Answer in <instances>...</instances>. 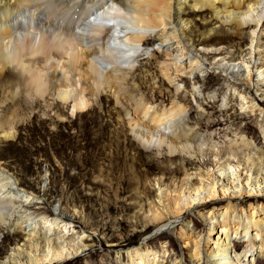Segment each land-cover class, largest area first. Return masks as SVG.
<instances>
[{
    "label": "bare ground",
    "instance_id": "1",
    "mask_svg": "<svg viewBox=\"0 0 264 264\" xmlns=\"http://www.w3.org/2000/svg\"><path fill=\"white\" fill-rule=\"evenodd\" d=\"M105 1L0 0V239L11 246L1 254L0 264H64L86 258L102 241L116 248L118 262L125 264L122 238L109 231L105 218L101 224L94 222L78 203L65 199L64 192L51 202L56 183L52 170L34 186L9 163L6 152L24 143V121L8 118L12 110L42 112L58 130L56 120L70 124L69 118L103 108V98L113 99L124 113L120 126H127L131 136L125 142L138 148L128 155L127 145L118 140L125 133L118 131L116 142L102 146L108 168L97 171L104 183L115 182L109 187L118 201L127 193L120 192L127 168L135 185L131 191L139 197L133 203L130 239L138 237L141 242L125 250L127 262L258 264L264 257V206L258 203V198L264 200V0ZM188 7L193 12L186 15ZM208 14L211 17L202 26L191 19ZM154 38L156 48H149ZM153 54L161 73L159 91L177 107L161 116L146 109L144 116L159 132L133 114L120 96L140 57ZM207 77L217 82L209 84ZM207 98L219 99L228 118L236 112L238 122L228 126L233 138L220 144L216 137L203 134L192 137L194 143L161 133L178 136L177 119L184 121L185 105L191 101L200 116H210ZM234 100L238 108L228 104ZM250 115H256L259 140L247 130L253 122L244 123ZM77 146L79 153L84 150ZM141 151L160 165L151 178L139 177ZM175 163L166 176L164 167ZM206 204L210 209L203 213ZM8 211L15 232L4 231L10 224L4 217ZM41 212H51L53 218L44 220ZM122 213L120 209L114 218L115 230L121 228ZM192 216L199 218L202 230L189 222ZM178 230L189 260L150 247L155 238ZM12 233L20 238L14 240Z\"/></svg>",
    "mask_w": 264,
    "mask_h": 264
},
{
    "label": "rangeland",
    "instance_id": "2",
    "mask_svg": "<svg viewBox=\"0 0 264 264\" xmlns=\"http://www.w3.org/2000/svg\"><path fill=\"white\" fill-rule=\"evenodd\" d=\"M83 1H85L84 3L87 4V0ZM107 2L110 1L106 0L104 3ZM100 6L97 5V7ZM80 8L84 10L86 7ZM192 12L193 10L189 7L185 10L186 15H189ZM210 17L211 15L209 14L208 17L207 15L206 17L204 15H200L199 17L194 15L191 17V19H194L198 25L202 26L209 20ZM109 37L110 30L107 29L103 34V38L107 42ZM149 41H151L149 48L155 49L157 45V39L154 38L150 39ZM144 48L146 49V47ZM93 50L95 53L99 52L96 47L93 48ZM155 56H157V54H153L151 56L149 55V57H140L141 59L136 70L131 74L130 77H128V83L125 85L127 88L124 87L120 91V96L121 98L123 97L122 100L133 114L138 116L154 131L157 130L156 132H159L158 129L153 125L154 123L149 119V116H144L146 109L151 108L149 110V112L152 111L150 112L151 114L161 116L164 113L167 115L170 114L171 111H174V109L177 110V107L172 103V99L167 95V93L162 94L161 91H159L158 86L160 83L161 73L158 68L159 63L157 61V57ZM206 79L209 84L217 82L214 81L212 77H207ZM151 82L153 84H151ZM184 82L190 84L189 79L187 80V78H184ZM150 88H153V90H150ZM102 103L103 108H95L94 111H91L90 113L82 112L79 117L75 116L69 118L68 122L70 124L61 121V119H59L60 121L54 119L59 123L60 128L58 130L53 129L49 123V119L46 118L42 112L36 111L33 114H30V112H23L22 114L12 110L8 113V118H16L17 120L24 121L23 124L25 125V130L21 132L22 141L24 143L17 145L16 147L8 148L6 152L10 157L9 163L13 164L17 168L18 172L23 175L24 179L27 182L34 184V186L40 185V176H46V171L52 170L51 172L54 175L52 177L56 183L52 186V192L49 196V198H51L50 201L54 202L58 200L61 197V194L64 192V198L74 200L76 204L78 203L77 205L79 210L82 208L85 215H90L94 222L101 224L102 218H105L108 222L107 224L109 231L113 235L116 234L118 238H122L121 248L128 250L129 248L138 246L141 242L138 237H132V239H130V222L132 221L135 213V205L133 203H136L139 199L137 193L135 191H131L133 186H135L132 184V177L129 173V170L125 168V178L123 185L120 188V192L127 190V193L123 194L121 198L116 201L114 197V190L113 188L109 187L115 182H112L113 180L111 179H107L109 181L104 183L103 178L99 176L97 171L108 168V162L105 163L106 161H104L102 155L104 154V150L102 148L103 144L109 140L116 142L117 139L115 138V134L118 131L125 133V135L121 133L119 136L118 140H120L121 143H124L127 137L131 140V136L128 134L127 126H120V123L125 120V116L124 113L119 110L114 100L111 98H103ZM206 103L212 107V110L209 111L211 113L210 116H200L201 113H197L195 109L196 105L191 101L190 104L185 105V109H187L188 114L185 116L184 121L180 122V120L177 119V123L179 125L178 136L172 137V134L167 133L168 131L166 133L161 131V133L166 135L168 138H172L173 140H178L181 142L192 141V137L203 134L205 136H213V138L216 137L215 139L219 141L220 144L231 138L232 134L230 133L228 126L238 122L236 112L230 114V117L228 118L226 116L227 113H224L219 99L214 101L213 99L207 98ZM238 103L239 102L237 100H234V102H228L230 106L235 104L234 106L236 108H238ZM134 108H136L137 112H139L137 113ZM51 117L54 118L53 115ZM255 120L256 115H250L248 118L244 119V123L253 122L252 124H249L250 126H248L247 130L249 134L254 135L253 138L257 137L259 140L260 130L257 128V126H255ZM51 133L53 135H50ZM78 137H81L79 141L77 139ZM176 137L178 138L176 139ZM132 141L135 142L134 139H132ZM193 141L194 143H197L195 140ZM77 144L79 147L84 148V150L80 153L76 148ZM124 144H126V142ZM126 145L129 150L126 151L128 155L138 151L137 145L130 144L129 142ZM131 150H133V152ZM121 153L122 156H125V150H123ZM115 154L116 152L113 154V160H116V157L114 156ZM78 155L82 157L79 158ZM139 155L141 161L143 162L142 167L137 166L140 179H143L146 175L148 178H151L160 165L154 157L147 156L143 151H141ZM177 165L178 163L167 164L164 167L166 170V176L168 175L167 171L170 169H175ZM121 167L123 168V166ZM112 168L115 169V166H112ZM50 171L47 173L48 177H50ZM113 185L115 187V184ZM262 198L263 197L258 198V203L261 206H264V200H262ZM45 205H47V210L50 211L51 208L50 205H48V202H46ZM72 208L73 207H71L69 210L70 212L74 210ZM120 209L123 211L122 215L119 216V218L121 217L122 219L121 228L119 230H115L114 218L118 215ZM209 209V204H206L202 212L207 213ZM251 209V207L247 208L248 213L252 212ZM35 210L39 211L37 207ZM9 214L10 211H8V214L4 216L10 221L7 230L5 228L4 231L15 232L13 225L15 220L12 221V219L9 217ZM40 215L44 218V220H50L53 218V216L51 217V212H41ZM17 217L18 215L15 214V218ZM248 217L251 218L249 214ZM192 221L198 224V231L203 229V224L197 216H192L189 219V222ZM0 225L2 226L1 222ZM204 232L206 233V229H204ZM180 235L181 232L179 230L173 233L165 234V236L160 240L155 238L152 241V245L150 247L157 251L168 252V256L172 255L174 257H181L187 261L189 260V252L184 249V243L180 241ZM11 237H15L16 239L13 238L14 240H18L20 238L14 233L11 234ZM2 241L3 238L0 239V258L1 254L5 251H8L10 249L9 247H11L8 242H4L2 244ZM165 243H167L165 245L167 250L162 247V245ZM100 244L102 245L92 249L86 258L64 264H120L117 260L119 255L115 251L116 248L114 249V247H108L104 241H102ZM242 249L243 246L239 245L238 251L242 252ZM125 250H123L122 256L124 257L125 264H129L127 262ZM159 259L161 260V256ZM152 263H154V261H152ZM257 263L264 264V257L259 258Z\"/></svg>",
    "mask_w": 264,
    "mask_h": 264
}]
</instances>
